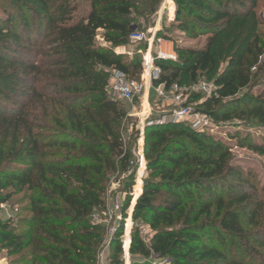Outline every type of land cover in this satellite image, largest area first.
<instances>
[{"label":"trees","instance_id":"1","mask_svg":"<svg viewBox=\"0 0 264 264\" xmlns=\"http://www.w3.org/2000/svg\"><path fill=\"white\" fill-rule=\"evenodd\" d=\"M161 1L88 0L90 8L77 18L70 0H12L15 10L5 8L0 206L13 200L19 212L0 219L8 264H98L106 229L94 215L108 216L115 175L124 177L125 198L107 260L125 264L121 237L133 201L139 131L127 140L132 119L110 94L109 78L119 70L140 80L139 50L131 58L117 50L131 45L130 35L143 31ZM257 2L177 0L178 28L207 40L202 48L177 46L176 59L156 57L161 73L153 84L169 88L212 75L216 90L193 101L197 111L217 124L264 127V94L251 92L264 69L254 35ZM222 60L226 66L217 72ZM144 140L147 168L130 216L131 264H264V184L260 190L244 173L229 145L171 121L146 127ZM250 147L264 154L259 144Z\"/></svg>","mask_w":264,"mask_h":264},{"label":"rangeland","instance_id":"2","mask_svg":"<svg viewBox=\"0 0 264 264\" xmlns=\"http://www.w3.org/2000/svg\"><path fill=\"white\" fill-rule=\"evenodd\" d=\"M55 2L56 0H52ZM72 6H75L74 17H80L84 12H86L89 7L88 0H70ZM30 5L38 8L36 3H31ZM5 8H11L15 10L12 6V0H0V21L6 18ZM177 9V0H162L158 12L151 15L147 24L143 27V31L151 32L154 28H158V36L162 38V43L158 46L155 45L153 47V55L154 58L157 57V52H162L163 54L169 53L167 55H176L175 49L177 46L183 47H192V48H202L204 47L207 37L199 36L197 38L190 37L185 34L181 29L178 28L177 23L174 22L175 13ZM256 17L257 23L255 25L254 35L257 36L259 41V46L263 48V55L260 58V63H264V0H258L256 8ZM99 39L100 44H106L102 40ZM146 46V49L144 47ZM148 43L146 41L140 42H131V45L125 48L118 49L117 52H121L125 54L127 57H133L134 53L139 50L140 53V61L142 62V72L140 75V80L143 78L145 74V64L144 57L146 56ZM142 48V50H140ZM155 64V60H154ZM156 67V65H154ZM226 66V60H222L217 72L222 71ZM255 71V68L252 69ZM189 76L185 75V80L189 81ZM200 80H207L208 82H213L212 75H203L198 78ZM197 81V82H198ZM196 82V83H197ZM195 84V83H194ZM113 85L112 75L109 78V91L111 94V87ZM189 86L193 84H188ZM247 92L246 90L244 91ZM251 92L257 96L264 94V69L258 76L254 77V85L251 89ZM187 102L193 106L195 110H197V105L195 104L197 101H201L205 99L203 94L192 93L187 97ZM195 103H194V102ZM128 112L131 114L132 123L131 129L127 132V140L131 139L132 129H136L135 126H141L144 120L148 117L150 118H158L163 114H168L174 108V105L171 102H168V99L161 98L156 94L154 88H148L143 96L139 97L138 100L134 103V106L131 107L128 101H122ZM150 106V107H149ZM146 109V110H145ZM205 132L211 133L215 135L217 138L222 139L226 144L231 148L232 154L236 159V163L239 164L241 169L245 174L249 175L251 180L256 183L257 187L261 190L264 184V154H261L258 151L253 150L250 145L251 144H259L264 148V127L260 126H250L245 122L234 120L232 123H219L210 129L205 130ZM234 134L236 138H230L231 135ZM144 138L142 139L141 135L137 139L133 141L132 149L136 155L139 157V152L141 148L144 146ZM145 152V149H144ZM146 162L145 165L141 168L140 163H138L137 176L135 185L133 187V201L132 206L129 209V215L126 219L124 235L121 237L122 246H123V258L125 264H131V259L129 257L126 258V250H129V247H126L127 240L131 242L130 232H131V212L135 205L137 197L140 194V188L143 186L144 174L146 173ZM143 172V174H141ZM140 180H142V185L140 186ZM125 180L123 176L115 175L108 185L107 191V205L108 216H101V213H96L94 215V219L105 226L106 229V244L103 247L104 256H105V264H109L107 260L108 255L110 253L109 243L113 238V234L115 231V227L120 222V209L118 210V205L123 202L125 198L124 193ZM21 196V195H20ZM20 198V197H19ZM18 198V199H19ZM18 205L15 201H11L8 204H3L0 206V219L6 220L12 216H16L19 212L17 211ZM110 214V215H109ZM264 226V225H263ZM149 229H145V238L149 240ZM130 246V244H129ZM264 252V250H262ZM12 257H10L5 250L0 249V264H8Z\"/></svg>","mask_w":264,"mask_h":264},{"label":"built area","instance_id":"3","mask_svg":"<svg viewBox=\"0 0 264 264\" xmlns=\"http://www.w3.org/2000/svg\"><path fill=\"white\" fill-rule=\"evenodd\" d=\"M103 41V39H101ZM131 42L146 41L148 43L146 56L144 57L145 64V74L141 80H129L126 75L119 70H114L112 72L113 85L111 87V94L116 98L123 101H128L131 107L138 100L139 97L143 96L148 88H154L156 94L161 98L168 99L174 105V108L168 114H163L158 118H146L141 126H135L136 130L139 131L142 139L145 136L146 127L155 125H164L168 122L175 123H187L191 125L198 131H205L207 129L213 128L216 123L214 120L206 114L197 111L191 106L186 97L194 92L203 94L205 98L210 97L216 90V85L214 82H208L207 80H200L197 83L189 85H181L178 83L173 84L171 87L167 88L165 83H161L157 86L153 84L154 80L159 79L161 70L154 65V55L153 47L155 45H160L162 43V38L158 36V28H154L151 32L136 31L130 35ZM104 42V41H103ZM157 58L163 59H176V55H167L162 52H157ZM128 117L131 114L128 112ZM134 126V124H132ZM145 153L144 146L141 148L138 157V163L142 168L145 165ZM118 210L120 205L117 206ZM109 212V211H108ZM110 215V214H109ZM104 250L102 249L98 255V264H105ZM126 258L129 259V250L125 252Z\"/></svg>","mask_w":264,"mask_h":264},{"label":"bare ground","instance_id":"4","mask_svg":"<svg viewBox=\"0 0 264 264\" xmlns=\"http://www.w3.org/2000/svg\"><path fill=\"white\" fill-rule=\"evenodd\" d=\"M166 54H169V53H166ZM150 107V106H149ZM146 110V109H145ZM145 164V163H144ZM144 166V165H143ZM141 174H143V172H141ZM140 182V186L142 185V180L139 181ZM126 247L128 248L129 247V244H130V241L127 240V243H126ZM127 251V250H126Z\"/></svg>","mask_w":264,"mask_h":264}]
</instances>
